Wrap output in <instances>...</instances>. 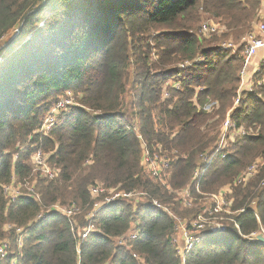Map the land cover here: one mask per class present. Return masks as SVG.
<instances>
[{
    "label": "trees",
    "instance_id": "16d2710c",
    "mask_svg": "<svg viewBox=\"0 0 264 264\" xmlns=\"http://www.w3.org/2000/svg\"><path fill=\"white\" fill-rule=\"evenodd\" d=\"M263 2L0 0V242L9 244L0 264H76L78 242L81 264H264V245L253 239L264 230V60L252 74V91H243L231 109L243 41ZM201 14L224 30L202 40ZM224 42L237 49L222 48ZM186 61L193 65L181 69ZM173 79L177 87H163ZM67 92L77 104L44 135V118ZM131 108L139 133L125 117ZM229 110L236 127L254 132L237 136L225 156L213 159L199 191L230 185L238 230L213 232L180 254L172 242L174 219L151 203L118 199L86 216L108 188L147 193L173 215L200 211L199 202L184 207L173 191L191 182L198 156L216 146ZM141 144L149 151L161 146L173 160L164 184L142 166ZM37 149L47 152L55 179L32 172ZM258 159L249 181L235 184ZM26 181L37 197L9 201L3 187ZM96 183L106 189L93 198L89 187ZM55 204L77 206L74 221L48 213ZM89 225L95 230L81 239Z\"/></svg>",
    "mask_w": 264,
    "mask_h": 264
},
{
    "label": "built area",
    "instance_id": "2783aa9c",
    "mask_svg": "<svg viewBox=\"0 0 264 264\" xmlns=\"http://www.w3.org/2000/svg\"><path fill=\"white\" fill-rule=\"evenodd\" d=\"M224 29L223 26L218 23H204L199 27L200 33L202 35H211L213 33H220ZM244 50H243V63L240 70V82L237 89V93L232 105L231 109H235L237 104L239 103L243 91L251 92L253 88V80L252 74L258 71L259 62L264 60V2L261 4L259 10V17L257 21L254 23L253 31L247 35L245 40L243 41ZM221 47L224 49H237V46H233L230 42H224L221 44ZM263 53L260 55V59L257 62H254V57L259 53ZM201 59H196L195 62H199ZM193 65V62H184L179 65L181 69H187ZM173 83L168 81L167 85H174L177 87L179 85L178 80L173 79ZM176 81V82H175ZM166 94V93H165ZM68 96H64L60 98L54 105V107L50 110L49 114L44 118L40 131L47 135L50 129L54 126L58 116L62 111H65L68 107L74 106L71 103L72 94L68 93ZM73 102H75L73 100ZM212 108V103L207 104L204 109L210 111ZM230 109V110H231ZM230 110L227 113L225 120L221 125V131L219 134L218 141L216 146L209 152L202 153L198 156L197 166L194 169L192 180L186 186L179 188L180 190H174L173 192L178 195V200L181 201L184 207H192L194 202H199L202 207L200 211L195 212L194 214L188 216H179L173 215L170 212L168 207L162 205L156 199H151L147 193L144 192H125L118 191L116 188H108L107 194L101 196V199L95 201L93 208L86 215L91 218L94 216V212L98 210L100 207L111 204L113 201L118 199L121 200H129L133 202L139 203H151L156 208L163 210L170 217H172L175 221L176 234L172 237V242L176 245L177 253H189L194 244L198 243L202 240L206 235H210L213 232H225L230 230L231 227L238 230L239 225L236 220L229 218L234 213L238 214V212L231 211V203L232 199L230 196V185L227 187H222L221 190L217 193H201L199 191L201 181L204 177L205 170L207 166L213 161L215 157L219 154L222 156L226 155V150L229 148L231 143L235 140L237 136H244L247 134H251L250 132H254L253 130H249L248 132L244 126L236 127L231 120ZM142 154H141V164L144 169L149 173L150 177L153 179H159L163 184L165 183V178L169 177L170 163L173 161L168 158L164 150H162L161 146L156 147L153 151H149L146 148L145 144H141ZM261 162V159H258L256 163H253L245 170L240 172L236 178L235 184L245 183L250 177H252L258 166V163ZM30 165L34 173H38V175L42 178L46 179H55L57 177V169L51 167L48 163V154L43 152L41 149L35 150L30 158ZM10 185V184H9ZM8 186V185H7ZM7 186L3 187L4 193L6 194L9 201H15L18 196L27 195L29 197L36 198L37 195L31 186L27 187V191L22 192L20 189H5ZM168 189H172L167 187ZM106 188H102L99 185H91L89 190L91 195L97 197L99 193H104ZM192 189H197L196 191L199 194L195 196L192 192ZM79 211L78 207L72 205L70 207H60V205L55 204L51 206L47 212H58L62 215L66 216L69 221H74L73 217ZM243 211V209H240ZM44 216V213L40 214L37 219H40ZM224 221H231L230 225L224 223ZM10 228V225H5V229ZM95 228L92 225L86 227V229L80 234L81 239L86 238L90 232L94 231ZM23 229L18 228L17 232L22 233ZM263 231V229L261 230ZM130 238H135L137 233L134 231L132 233L127 234ZM254 236V235H253ZM256 237V235H255ZM22 234L17 240L18 247L22 244ZM179 241L183 243V246L179 245ZM80 242L76 244V252H77V261L76 264H81V260L79 257L80 253ZM9 248V244L6 241L0 242V257L4 256L7 253ZM12 264H15L13 261Z\"/></svg>",
    "mask_w": 264,
    "mask_h": 264
},
{
    "label": "rangeland",
    "instance_id": "374dc122",
    "mask_svg": "<svg viewBox=\"0 0 264 264\" xmlns=\"http://www.w3.org/2000/svg\"><path fill=\"white\" fill-rule=\"evenodd\" d=\"M207 17H209L207 14H201V16H200L201 21H202V22H201V25L204 24V23H210V22L215 23L213 20L207 19ZM201 25H200V26H201ZM223 30H224V29H223ZM196 33H197V35H198L202 40H206V41H208L209 39L213 38V37L210 36V35H202V34L200 33V30H199L198 28H197V30H196ZM144 39H146V38H144ZM3 41H4V38L0 40V44H2ZM235 45H237V44H235ZM261 54L263 55V53H261ZM150 55H151V57H152V59H153V54L151 53ZM253 61H254V62H257V61H255V58L253 59ZM167 83H168V82H165V83L163 84V87H164V88L166 87ZM170 83H173V81L171 80ZM134 94H136L135 91H134L133 93L130 92V93L128 94L126 100H127L129 103H133V102H134ZM64 96H68V95H64ZM64 96L62 95V96H60V97H64ZM167 96H168L167 93L164 94V97H167ZM72 98L74 99L75 96L72 95ZM73 99L71 100V103H72L73 105H76L77 103H76V102H73ZM134 114H135V108H131V110L125 114V117L128 119L129 123L133 125V127H134V131H135L136 133H139V132H138V128H139V126H140V119H139V117H138L137 115H134ZM46 153H47V152H46ZM32 172L34 173L33 170H32ZM13 181L15 182V180H13ZM247 181H249V179H248ZM14 182H12V184L8 185L5 189H20L22 192H24V190H25L27 187H29V185H30L27 181L24 182V183H18V184H17V183H14ZM96 185H99V186H101V187L104 189L102 183H96ZM227 186H228V185H226V186H224V187H227ZM26 191H27V190H26ZM230 193H231V192H230ZM174 194L176 195V198H175V199H178V195H177L176 193H174ZM99 198L101 199V196H99ZM100 199H99V200H100ZM164 206H165V205H164ZM166 207H167V206H166ZM234 215H235V213H234L232 216H229V218H232ZM224 223L227 224V225H230V224H231V221H224ZM259 234H261V235L264 236V230H263V231H260V232H258V233H256L255 235H259ZM255 235L253 236V239L255 238ZM178 243H179L180 246H183V243H182L181 241H179Z\"/></svg>",
    "mask_w": 264,
    "mask_h": 264
},
{
    "label": "water",
    "instance_id": "95a60500",
    "mask_svg": "<svg viewBox=\"0 0 264 264\" xmlns=\"http://www.w3.org/2000/svg\"><path fill=\"white\" fill-rule=\"evenodd\" d=\"M255 239L257 240L258 243H261L264 245V236L263 235L259 234L256 236Z\"/></svg>",
    "mask_w": 264,
    "mask_h": 264
},
{
    "label": "crops",
    "instance_id": "0c3cea01",
    "mask_svg": "<svg viewBox=\"0 0 264 264\" xmlns=\"http://www.w3.org/2000/svg\"><path fill=\"white\" fill-rule=\"evenodd\" d=\"M260 55H261V52H259L254 58H255V61H258L260 59Z\"/></svg>",
    "mask_w": 264,
    "mask_h": 264
}]
</instances>
